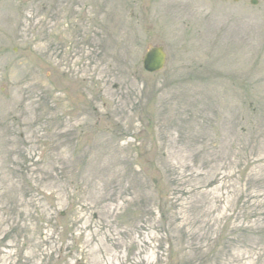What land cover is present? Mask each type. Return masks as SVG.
<instances>
[{
  "label": "rangeland",
  "instance_id": "374dc122",
  "mask_svg": "<svg viewBox=\"0 0 264 264\" xmlns=\"http://www.w3.org/2000/svg\"><path fill=\"white\" fill-rule=\"evenodd\" d=\"M251 1L0 0V264H264Z\"/></svg>",
  "mask_w": 264,
  "mask_h": 264
},
{
  "label": "water",
  "instance_id": "95a60500",
  "mask_svg": "<svg viewBox=\"0 0 264 264\" xmlns=\"http://www.w3.org/2000/svg\"><path fill=\"white\" fill-rule=\"evenodd\" d=\"M256 3V1H253ZM166 62V53L163 47H153L145 55L143 60L144 69L148 72L160 71Z\"/></svg>",
  "mask_w": 264,
  "mask_h": 264
}]
</instances>
